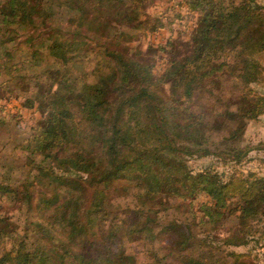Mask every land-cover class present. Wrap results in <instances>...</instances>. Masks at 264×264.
Returning a JSON list of instances; mask_svg holds the SVG:
<instances>
[{
    "label": "trees",
    "instance_id": "16d2710c",
    "mask_svg": "<svg viewBox=\"0 0 264 264\" xmlns=\"http://www.w3.org/2000/svg\"><path fill=\"white\" fill-rule=\"evenodd\" d=\"M155 1L0 0V88L42 115L0 163V264H254L194 243L263 241L264 175L188 160L264 148L241 144L264 115V1L185 0L187 39L134 46L165 24Z\"/></svg>",
    "mask_w": 264,
    "mask_h": 264
},
{
    "label": "rangeland",
    "instance_id": "374dc122",
    "mask_svg": "<svg viewBox=\"0 0 264 264\" xmlns=\"http://www.w3.org/2000/svg\"><path fill=\"white\" fill-rule=\"evenodd\" d=\"M264 1V0H260ZM148 12L153 17L161 16L165 23L163 27L155 32H150L145 36L141 34L133 41L134 46H143L147 44H154L155 47L166 46L170 39L180 38L187 39L189 32L196 23L195 11H190L189 7L185 3V0H156L151 6L148 7ZM164 16V17H163ZM66 23V22H65ZM165 53L158 51L156 54V67L157 72L161 71L165 64ZM254 87L264 94V83L255 84ZM31 90L26 88L16 89L10 91V88H0V163L9 161L11 164H18L23 161V149L19 146L25 144L26 138L33 134V128L38 124L42 115L38 109V104L29 106L27 96L31 95ZM259 142H264V115L260 118L249 121L245 130L244 137L241 144L257 145ZM188 164L195 171L203 169L205 166L212 165V167L220 172L225 171V176L231 173L235 169L239 171H256L259 174L264 175V148L253 149L248 156L237 166L235 164H224L217 157H205V158H191L188 160ZM6 169L0 167V171ZM205 195L201 194L198 201H206ZM198 208V207H197ZM222 223H229L224 220ZM225 226H220L217 230L213 231L214 235L224 236ZM264 221L259 222V228L263 229ZM195 231H199L200 228H194ZM201 241L196 239L194 246L197 250L200 249L207 251V254H212L216 257L224 256L229 251L236 252H248L254 264H264V240L260 243L251 242L247 246H233L228 247L226 245H201ZM203 246V247H202ZM231 260L229 259V264Z\"/></svg>",
    "mask_w": 264,
    "mask_h": 264
}]
</instances>
